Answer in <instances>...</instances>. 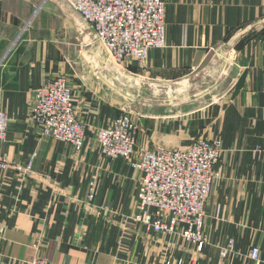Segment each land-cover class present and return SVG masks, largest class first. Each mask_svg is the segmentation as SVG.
<instances>
[{
	"label": "crops",
	"instance_id": "1",
	"mask_svg": "<svg viewBox=\"0 0 264 264\" xmlns=\"http://www.w3.org/2000/svg\"><path fill=\"white\" fill-rule=\"evenodd\" d=\"M164 1L165 46L152 49L145 66L128 61L131 73L177 80L210 65L217 48L231 50L226 98L179 116H135L138 148L221 140V176L206 205L208 243L199 252L135 220L141 174L123 158L104 156L95 142L97 129L129 100L64 50L57 23L67 28V9L55 0H0V108L10 118L0 157L14 161L0 169V264H166L178 257L186 264H264V0ZM56 75L68 77L86 126L79 154L40 137L29 117L36 89ZM33 154L23 175L15 162L25 165ZM253 247L258 260L250 257Z\"/></svg>",
	"mask_w": 264,
	"mask_h": 264
},
{
	"label": "built area",
	"instance_id": "2",
	"mask_svg": "<svg viewBox=\"0 0 264 264\" xmlns=\"http://www.w3.org/2000/svg\"><path fill=\"white\" fill-rule=\"evenodd\" d=\"M63 1L92 25L116 63L134 59L145 65L152 49L165 46L164 0ZM29 117L40 137L60 140L72 146L77 154L83 150L86 126L79 118L74 88L68 77L52 76L36 89ZM9 124L7 112L0 108V146L7 140ZM138 135L137 121L129 113L122 112L108 126L97 129L95 142L104 156L123 158L140 171L135 220L149 231L182 239L201 252L208 241L206 205L220 178L215 164L223 151L221 140L199 136L187 146L175 149L138 148ZM35 156L33 154L25 165L15 162L23 175L32 170ZM13 163L0 157L1 170ZM95 186V181L90 182L89 202L94 199ZM227 254L228 250H222L223 257ZM250 257L260 258L258 247L251 249ZM172 261L186 264L181 257ZM32 264L48 262L36 259Z\"/></svg>",
	"mask_w": 264,
	"mask_h": 264
},
{
	"label": "rangeland",
	"instance_id": "3",
	"mask_svg": "<svg viewBox=\"0 0 264 264\" xmlns=\"http://www.w3.org/2000/svg\"><path fill=\"white\" fill-rule=\"evenodd\" d=\"M55 1V4L61 10L66 8L67 12H69V15L66 14L69 17V24L66 29L59 21L57 23L62 28L59 29L60 36L64 42L62 43L64 50L75 59L82 61L85 67L91 70L97 78L105 82L111 90H115L117 95L129 100L123 105V111L129 113L135 121V116L143 114L183 115V113H189L195 108L220 101L228 95L226 93L227 78L233 66V62L229 58L231 50L228 46L217 48L213 54L212 63L206 68L197 69L194 73L177 80L154 78L143 72L131 73L128 70L127 63L134 59H129L122 64L116 63L111 58L105 43L97 37L92 25L63 0ZM31 22L25 26L9 52L15 48L24 32L30 28ZM137 171L140 173L139 170ZM141 177L142 175L140 176V183ZM184 242L189 244L186 241ZM36 259L40 258H35L34 260ZM169 261L175 264V261Z\"/></svg>",
	"mask_w": 264,
	"mask_h": 264
},
{
	"label": "water",
	"instance_id": "4",
	"mask_svg": "<svg viewBox=\"0 0 264 264\" xmlns=\"http://www.w3.org/2000/svg\"><path fill=\"white\" fill-rule=\"evenodd\" d=\"M93 29V28H92Z\"/></svg>",
	"mask_w": 264,
	"mask_h": 264
}]
</instances>
